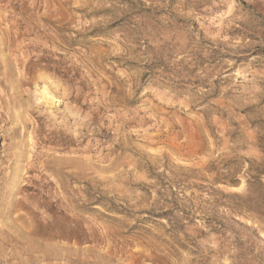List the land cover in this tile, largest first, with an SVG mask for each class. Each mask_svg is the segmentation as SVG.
Returning a JSON list of instances; mask_svg holds the SVG:
<instances>
[{
	"label": "rangeland",
	"instance_id": "1",
	"mask_svg": "<svg viewBox=\"0 0 264 264\" xmlns=\"http://www.w3.org/2000/svg\"><path fill=\"white\" fill-rule=\"evenodd\" d=\"M0 264H264V0H0Z\"/></svg>",
	"mask_w": 264,
	"mask_h": 264
}]
</instances>
